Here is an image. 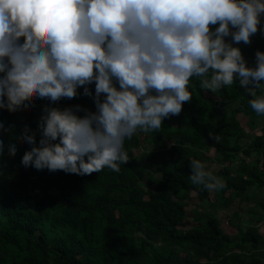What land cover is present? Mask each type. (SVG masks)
<instances>
[{"label": "clouds", "instance_id": "9594fccd", "mask_svg": "<svg viewBox=\"0 0 264 264\" xmlns=\"http://www.w3.org/2000/svg\"><path fill=\"white\" fill-rule=\"evenodd\" d=\"M262 16L264 0H0V110L57 104L81 87L92 96L88 86L95 84V111L43 106L38 146L36 132L23 127L16 139L33 147L21 165L80 176L105 167L119 173L129 161L125 140L178 116L192 100L193 77L213 93L238 81L252 110L264 115V52L256 51V66L248 67L233 46L251 43ZM14 129L0 121V133ZM16 152L9 144L8 155ZM190 168L192 184L226 186L204 162L192 159Z\"/></svg>", "mask_w": 264, "mask_h": 264}, {"label": "trees", "instance_id": "16d2710c", "mask_svg": "<svg viewBox=\"0 0 264 264\" xmlns=\"http://www.w3.org/2000/svg\"><path fill=\"white\" fill-rule=\"evenodd\" d=\"M226 39L231 41V37ZM250 39L248 45L240 42L233 46L241 49L248 67H255V52H264V16ZM199 84L193 77L189 82L191 102L183 104L178 116L164 119L160 130L150 132L144 142L153 148L147 155H133L141 145L135 135L125 140L129 161L120 165L119 173L105 167L99 173L80 176L21 165L23 155L33 147L16 139L23 127L36 132L38 146L43 106L63 109L80 105L95 111V84L88 86L92 96H85L81 87L76 98H63L57 104L37 100L36 107L28 111L0 110L5 128L15 125L13 132L0 133L4 141L0 158V264H264V237L253 225L238 230L237 242L222 232L214 217L201 216L183 234L179 230L187 216L182 202L191 189H198L200 200L207 199L210 191L190 181L192 159L205 163L206 147L213 148L224 163H230L239 150L248 156L264 148V134L252 139L248 149L231 145L233 137L237 141L243 136L236 114L264 116L252 110V97L238 81L215 93ZM206 91L215 97L210 98ZM257 94L262 93L257 90ZM232 105L236 106L227 113ZM9 144L16 145L14 157L8 155ZM155 174L164 182L161 196L144 199L143 180ZM263 174L248 169L242 176L223 166L220 175L226 186L214 190L219 206L232 203L233 198L224 195L227 191L241 197L249 188L264 189ZM94 217L101 223L96 235H91L83 219ZM138 231L146 237L163 235L173 250L162 247L151 253ZM179 246L188 255L185 260L174 250Z\"/></svg>", "mask_w": 264, "mask_h": 264}, {"label": "rangeland", "instance_id": "374dc122", "mask_svg": "<svg viewBox=\"0 0 264 264\" xmlns=\"http://www.w3.org/2000/svg\"><path fill=\"white\" fill-rule=\"evenodd\" d=\"M207 95L210 98L215 97L213 95H209L208 93ZM233 106L236 105H232L227 110V113L231 112ZM235 117L237 126L243 133V136L237 141L233 137L230 140L231 145L237 143L241 149H248L252 139L264 134V116L256 117L252 114L244 115L238 113ZM3 123L5 124L4 121ZM134 135L139 139V141H141V145L133 150V155L135 157L147 155L153 148L152 144L147 145L144 142L145 139L150 136V132L144 133L137 129ZM168 144L169 141H167V145ZM203 154L207 158V161L205 162V170L220 178H222L220 171L223 166H229L232 172L238 173L242 176H246L248 169L264 173V148L262 151H252L248 156L243 155L241 150H239L235 153V155H233L230 163H224L211 147L204 148ZM143 183L142 198L152 199L161 196L162 189L164 188V182H162L159 174H155L153 178L146 177L143 180ZM197 192L198 189L193 187L188 199L182 202L185 204L187 216L185 222L179 228L181 234L189 229L191 225L196 224L199 217L205 216L216 218L219 221L222 232L233 242L238 241V230L240 229L244 231L249 225L255 226L258 232L264 237V189L256 187L249 188L241 197H236L227 191L224 195L230 196L233 198V201L230 205L222 207L219 206L215 199L214 190L209 191V196L205 200H200L197 197ZM100 223L101 221L95 217L83 219V224L87 226L91 235H96V232L99 230L98 226ZM137 235L138 237H142L146 249L151 253L158 251L162 247H166L167 251L173 250L168 247L163 235H152L151 237H146L141 231H138ZM174 250L180 255L182 260H185L188 256L184 250H182V246L175 247Z\"/></svg>", "mask_w": 264, "mask_h": 264}]
</instances>
